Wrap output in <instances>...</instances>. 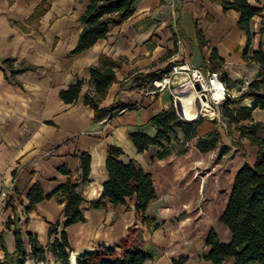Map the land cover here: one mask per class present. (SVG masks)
<instances>
[{
	"label": "crops",
	"instance_id": "crops-1",
	"mask_svg": "<svg viewBox=\"0 0 264 264\" xmlns=\"http://www.w3.org/2000/svg\"><path fill=\"white\" fill-rule=\"evenodd\" d=\"M89 1L0 0V264H20L17 231L27 255L24 264H76L84 253L118 248L129 229L137 231L141 250L152 257L145 264H173L181 257H187L186 264H211L203 259L211 250L207 236L214 231L222 243L232 241L229 227L220 219L237 172L245 164L254 165L258 155V148L237 128L264 123V109L256 108L250 118L238 123L223 113L216 120L201 117L205 121L192 140L185 143L183 130L175 128L164 147L150 146L143 153L130 135L156 136L154 117L175 101L170 91L147 96L144 88L174 65L211 72L215 68L236 98L249 91L261 65L244 58L248 38L238 26L240 13L224 11L222 4L212 0H135L130 18L111 25L108 36L91 48L72 54L85 28L81 18ZM249 2L255 8L264 6V0ZM40 10L42 15L34 16ZM263 24L264 12L252 22L251 52H264ZM197 29L204 34V46ZM214 52L217 59H212ZM103 55L121 67L100 105L107 113L97 119L84 96L95 94L90 69L100 64ZM7 58L15 59L11 64L15 70L37 69L13 75L2 64ZM79 81L84 85L78 101L66 104L61 91ZM257 92L264 93V85ZM254 101L250 96L229 108L236 113ZM183 102L186 120L196 121L199 114L192 93ZM114 104L118 107L111 111ZM131 106L138 109L125 110ZM228 123L233 131L230 138L224 136ZM215 128L221 136L219 144L201 152L197 141ZM259 136L264 139V133ZM111 146L123 150L119 161H134L152 176L157 198L145 214L136 211V198L116 207L109 199L103 201L105 208L91 207L109 181L106 159ZM164 151L168 154L161 157ZM83 153L91 155L82 203L86 220L66 230L70 246L66 261L54 247L64 229L57 226L50 234L51 227L64 220V204L48 198L27 213L28 194L37 183L49 196L68 181L81 182ZM62 167L71 173H61ZM29 234L44 248L38 256L33 255Z\"/></svg>",
	"mask_w": 264,
	"mask_h": 264
},
{
	"label": "trees",
	"instance_id": "trees-1",
	"mask_svg": "<svg viewBox=\"0 0 264 264\" xmlns=\"http://www.w3.org/2000/svg\"><path fill=\"white\" fill-rule=\"evenodd\" d=\"M223 5L224 11L231 9L240 13L238 26L247 34L248 42L244 50V58L247 62H256L261 65V71L250 83L249 91L235 99H229L226 106L222 108L223 116L230 122L238 123L240 119L250 118L256 108L264 109V93H258L261 85H264V52L262 49L256 52L250 51V46L254 37L252 22L256 16L264 12L262 8L253 7L249 0H212ZM135 0H90L81 22L85 25L77 48L72 54L81 53L99 40L108 36L111 25L117 26L130 18L134 12ZM43 11L36 12L34 16L42 15ZM264 35V24L261 29ZM197 37L201 46L206 44L204 34L197 29ZM212 59H217L216 53ZM15 59L7 58L2 61L3 66L11 70L13 75L36 70L37 67L25 66L19 70L11 66ZM121 67L120 62H116L106 55L101 56L100 64L90 69L91 81L95 84V94H85L84 103L95 111V117L99 119L107 113L106 109H101L100 105L105 99L109 88L117 82L116 70ZM215 72V68L212 69ZM84 82L70 86L62 90L60 97L66 104H74L78 101ZM254 97L250 108L235 110L229 108L234 103H240L247 97ZM118 104H114L110 110H114ZM137 106L127 107L125 110H137ZM205 121H184L178 115L175 102L166 110L154 117L153 123L157 127L155 137L146 134H131L130 138L140 153L145 152L150 146L164 147L163 142L170 141V137L175 135V128H181L184 133V142L192 140L196 136L197 128ZM241 137L248 138L253 146L258 148L257 160L254 165L245 164L236 174L231 195L220 221L229 227L233 238L230 243H222L214 231L207 236L206 245L211 248L203 259L211 264H224L226 260L233 258L235 264H264V139L259 136L264 133V123H254L247 127H239ZM221 140L218 129H214L210 134L197 141V148L201 152H207L217 147ZM123 150L118 147H109L106 159V168L109 173V181L104 185L98 194L97 201L91 204L93 209L105 208L104 200L109 199L113 206L125 205L127 201L136 198V211L145 214L150 203L157 198L154 181L150 174L143 169L136 167L135 162L127 164L119 161L123 155ZM168 154L164 151L160 154L164 157ZM224 154V150L222 151ZM82 168V180L79 183L68 181L56 189L51 195L46 196L40 184L34 185L29 194V206L26 212L30 213L35 206L48 198L55 197L61 204H64V220L58 225H53L50 234L56 232L57 226L64 229L61 240L54 243L58 256L68 261L70 256L67 253L69 242L66 230L78 223L85 222V215L82 208L84 197L87 193V184L91 171V155L83 153L80 156ZM60 172L66 175L71 173L68 167L60 168ZM33 248V255L38 256L44 252L37 238L29 234ZM16 245L19 253L20 264H24L26 251L20 232H16ZM142 240L134 229H129L118 248L101 247L94 252H87L79 256L76 264H145L152 257L141 250ZM187 257H181L173 261V264H186Z\"/></svg>",
	"mask_w": 264,
	"mask_h": 264
},
{
	"label": "built area",
	"instance_id": "built-area-1",
	"mask_svg": "<svg viewBox=\"0 0 264 264\" xmlns=\"http://www.w3.org/2000/svg\"><path fill=\"white\" fill-rule=\"evenodd\" d=\"M144 91L147 96H155L170 91L176 109L183 118L185 113L183 100L190 93L195 99V108L199 114L197 119L201 117L213 120L221 119L222 108L226 106L229 99L236 98L229 92L226 83L222 81L218 73L194 66L183 67L182 65H174L160 79L145 87ZM197 101H200L202 106L204 104V108H202L204 110H199Z\"/></svg>",
	"mask_w": 264,
	"mask_h": 264
},
{
	"label": "rangeland",
	"instance_id": "rangeland-1",
	"mask_svg": "<svg viewBox=\"0 0 264 264\" xmlns=\"http://www.w3.org/2000/svg\"><path fill=\"white\" fill-rule=\"evenodd\" d=\"M232 132L233 131L230 128V124L228 123V125L226 126V128H224V134H225L224 136H226L227 138H230L231 135H229V134H231Z\"/></svg>",
	"mask_w": 264,
	"mask_h": 264
},
{
	"label": "bare ground",
	"instance_id": "bare-ground-1",
	"mask_svg": "<svg viewBox=\"0 0 264 264\" xmlns=\"http://www.w3.org/2000/svg\"><path fill=\"white\" fill-rule=\"evenodd\" d=\"M198 108H199L200 111H201V110H204V109H202V108H204V104H203V106H202V103L199 102ZM186 111H188V110L186 109ZM180 112H182V109H180ZM192 116H193V115H192ZM187 117H188V115H187ZM184 118H185V116H184ZM185 119H186V118H185Z\"/></svg>",
	"mask_w": 264,
	"mask_h": 264
},
{
	"label": "water",
	"instance_id": "water-1",
	"mask_svg": "<svg viewBox=\"0 0 264 264\" xmlns=\"http://www.w3.org/2000/svg\"><path fill=\"white\" fill-rule=\"evenodd\" d=\"M197 89H199V88L197 87Z\"/></svg>",
	"mask_w": 264,
	"mask_h": 264
}]
</instances>
